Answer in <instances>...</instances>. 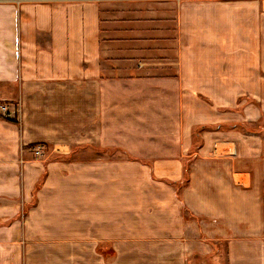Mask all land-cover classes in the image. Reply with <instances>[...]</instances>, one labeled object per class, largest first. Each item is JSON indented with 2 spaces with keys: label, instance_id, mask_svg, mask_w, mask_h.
I'll use <instances>...</instances> for the list:
<instances>
[{
  "label": "crops",
  "instance_id": "crops-1",
  "mask_svg": "<svg viewBox=\"0 0 264 264\" xmlns=\"http://www.w3.org/2000/svg\"><path fill=\"white\" fill-rule=\"evenodd\" d=\"M0 102V264H264V0L0 2Z\"/></svg>",
  "mask_w": 264,
  "mask_h": 264
},
{
  "label": "rangeland",
  "instance_id": "rangeland-1",
  "mask_svg": "<svg viewBox=\"0 0 264 264\" xmlns=\"http://www.w3.org/2000/svg\"><path fill=\"white\" fill-rule=\"evenodd\" d=\"M6 0H0V2H5ZM239 66H241V67H245L246 66V68L248 67V66H252V64H250V65H247V63H239L238 64ZM254 65V64H253ZM257 65V64H256ZM258 68H259V70L261 71V72H263L262 70V64H259L258 65ZM258 70V69H257ZM258 70V71H259ZM157 98H158V100H159V107H161V109L162 110H164V106H162V99H163V95H157ZM162 98V99H161ZM0 103H2V102H0ZM158 115H157V118H158V120L159 119H163L164 118V115H162V113L160 112V110L158 111ZM166 118V117H165ZM258 124H259V126L258 127H260L261 128V120H259L258 122H257ZM256 123V124H257ZM166 125H167V123L166 122H158V126H159V131H158V134H161L162 132H160V131H165V128H166ZM137 127H141V128H143L144 127V125L143 124H137V122H127V124H125V126H124V129L122 130V128H121V131H120V133H121V136H122V138H124L123 139V143H124V145L127 147V148H132V149H135L136 147H137ZM197 129H198V127H196V128H194V132L195 131H197ZM149 135V134H148ZM164 137H161V138H157V139H153V140H147V139H138V140H140L141 141V148H144V147H149V145H150V143L149 142H151L152 143V148L154 147L153 146V144H155L156 145V147L157 148H162V147H164L165 146V139H163ZM155 147V148H156ZM134 153H136L137 154V150H134ZM114 155H118L117 154V152H115L114 153ZM120 155V154H119ZM128 155V154H127ZM127 155H125V157H127ZM222 251H223V249H222Z\"/></svg>",
  "mask_w": 264,
  "mask_h": 264
},
{
  "label": "built area",
  "instance_id": "built-area-1",
  "mask_svg": "<svg viewBox=\"0 0 264 264\" xmlns=\"http://www.w3.org/2000/svg\"><path fill=\"white\" fill-rule=\"evenodd\" d=\"M0 114L4 117L10 116V111L8 110L7 106L5 103H0ZM32 151L36 155H41L43 152V146L42 145H37L35 146Z\"/></svg>",
  "mask_w": 264,
  "mask_h": 264
}]
</instances>
